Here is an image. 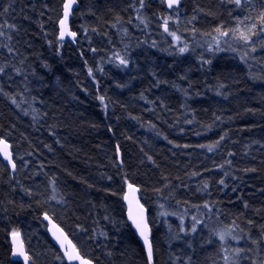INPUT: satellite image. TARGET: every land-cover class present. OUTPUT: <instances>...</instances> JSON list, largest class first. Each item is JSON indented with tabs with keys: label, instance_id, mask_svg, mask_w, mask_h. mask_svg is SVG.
<instances>
[{
	"label": "trees",
	"instance_id": "trees-1",
	"mask_svg": "<svg viewBox=\"0 0 264 264\" xmlns=\"http://www.w3.org/2000/svg\"><path fill=\"white\" fill-rule=\"evenodd\" d=\"M62 2L0 0V264H22L13 232L29 264H65L46 212L94 264H148L127 183L152 264H264V0L247 43L242 0H77L73 45Z\"/></svg>",
	"mask_w": 264,
	"mask_h": 264
},
{
	"label": "water",
	"instance_id": "water-1",
	"mask_svg": "<svg viewBox=\"0 0 264 264\" xmlns=\"http://www.w3.org/2000/svg\"><path fill=\"white\" fill-rule=\"evenodd\" d=\"M67 2V0H63L62 4V10H61V18L58 21V38L61 39L60 33H61V24L60 21L64 19V4ZM182 0H178V3L174 4L171 8L168 7V0H164V7L166 10H175L176 8H179L181 5ZM78 2L77 0H74L72 7L69 10L68 19H67V32L65 33L63 39L70 42L72 45L75 43L76 40V31L72 30L70 26V19L72 17V12L76 8ZM68 32L75 33V36L68 35ZM62 40V39H61ZM0 141H3V143H0V160L4 165H6L11 172H14L16 169V166L13 167V164L15 165L14 161V155L12 153L11 149V143H8L5 139L0 138ZM7 144V152L9 154L8 157L5 156V148L4 145ZM129 185H132V188H129ZM124 205L126 207L125 216L126 219H128L129 223L131 224L132 230H134L135 235L138 239V241L141 242L144 253L146 254V258L148 261V255H147V249L144 244V239L141 237L140 233L137 231L135 225L133 224V221L129 218V214H131L134 217L139 218L141 215L143 216L145 222L148 225V237L150 241L151 237V229L149 226V218L147 217V209L144 207V205L141 203L138 195V186L132 183H127L124 191ZM142 206V207H141ZM41 221L45 224V230L46 234H48V237L53 245L56 246L57 250L59 251V254L62 256L65 264H81V260L83 261H90L91 264H94V262L86 255H82L76 245L73 243L71 237H69L68 233L65 232L63 227L59 224V222H56L52 216H50L48 213H44L41 215ZM13 233H18L16 237L13 236ZM9 234V244L11 247V257L22 264H29L30 258L28 257L27 251L25 249V246L23 245L22 235L19 232H13ZM70 242V243H69ZM151 243V241H150ZM63 244V247L61 246ZM75 246V252L79 254L80 260H72L69 261L67 256L65 255V251H72V246ZM23 249L24 255H20L19 252L16 250L21 248ZM75 254V253H74ZM25 255L28 257V260H25ZM152 261H153V252H152Z\"/></svg>",
	"mask_w": 264,
	"mask_h": 264
},
{
	"label": "snow or ice",
	"instance_id": "snow-or-ice-1",
	"mask_svg": "<svg viewBox=\"0 0 264 264\" xmlns=\"http://www.w3.org/2000/svg\"><path fill=\"white\" fill-rule=\"evenodd\" d=\"M73 2H74V0H67V2L64 4V19H62L60 21V24H61V33H60L61 39H63L65 33L67 32V19H68L69 10L72 7ZM141 3L143 4V0H141ZM176 3H178V0H168V7L171 8ZM235 3H236L237 6H239L240 3H241V0H235ZM167 19H169V18H166V21H165V31H168ZM258 19H259L261 30H264V12H262L260 14ZM256 27H257L256 24L252 25V29H255ZM217 31L220 32L221 35H225V36L228 35V32L221 31L219 28L217 29ZM230 31H234V30H230ZM170 34H172L175 37L174 33H170ZM254 34L255 33L251 29H249L248 32L239 31L238 38L240 40L244 41L245 43H247L250 40L251 36L254 35ZM68 35L75 36V33L68 32ZM175 38L178 39V37H175ZM185 50H186L185 48H181L180 49L181 52H184ZM254 50L255 49H253V51ZM120 63L121 64H126L127 61L124 60V59H121ZM89 73L91 74V70H89ZM100 99L103 100V97H101ZM221 139H223V137H221ZM0 143H3V141H0ZM7 147H8L7 144H5L4 148H5V156L6 157L9 156L8 152L6 151ZM13 167H15L14 164H13ZM221 183H223V181H221ZM129 188H132V185H129ZM129 218L133 221V224L135 225L137 231L140 233L141 237L144 239V244H145V247L147 249V255H148V264H152V246H151V243H150L149 237H148V225L145 222V220H144L142 215L139 218H137V217H134L131 214V212H130ZM17 235H18V233H13L14 237H16ZM220 238H221V240H223V238H224L223 235H221ZM61 246L63 247V244ZM16 251L19 252L20 255H24L22 247L17 249ZM65 255L67 256L69 261L80 260L81 259L79 254L75 252V246L74 245L72 246V251L71 252H69L67 250L65 251ZM25 260L26 261L28 260V257L26 255H25ZM81 264H91V262L90 261L81 260Z\"/></svg>",
	"mask_w": 264,
	"mask_h": 264
},
{
	"label": "rangeland",
	"instance_id": "rangeland-1",
	"mask_svg": "<svg viewBox=\"0 0 264 264\" xmlns=\"http://www.w3.org/2000/svg\"><path fill=\"white\" fill-rule=\"evenodd\" d=\"M243 5H245V7L247 8V17L248 18L247 21L245 22H240L238 29L244 32H248L249 29H251L253 32L255 29H252V25L254 24V4L251 3V0H242Z\"/></svg>",
	"mask_w": 264,
	"mask_h": 264
},
{
	"label": "bare ground",
	"instance_id": "bare-ground-1",
	"mask_svg": "<svg viewBox=\"0 0 264 264\" xmlns=\"http://www.w3.org/2000/svg\"><path fill=\"white\" fill-rule=\"evenodd\" d=\"M163 5H164V0H163ZM1 29L4 30L3 28H1ZM11 149H12V146H11ZM12 153H13V152H12ZM46 213H47V212H46ZM46 213H45V214H46Z\"/></svg>",
	"mask_w": 264,
	"mask_h": 264
}]
</instances>
